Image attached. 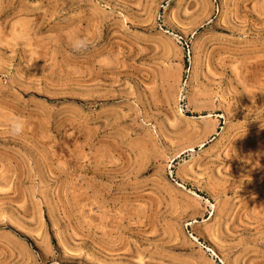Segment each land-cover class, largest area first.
<instances>
[{"label":"rangeland","instance_id":"374dc122","mask_svg":"<svg viewBox=\"0 0 264 264\" xmlns=\"http://www.w3.org/2000/svg\"><path fill=\"white\" fill-rule=\"evenodd\" d=\"M0 264H264V0H0Z\"/></svg>","mask_w":264,"mask_h":264},{"label":"clouds","instance_id":"9594fccd","mask_svg":"<svg viewBox=\"0 0 264 264\" xmlns=\"http://www.w3.org/2000/svg\"><path fill=\"white\" fill-rule=\"evenodd\" d=\"M69 45L74 53H80L89 46V41L86 37L72 34L69 37ZM110 61L104 58L100 61L101 65H107ZM8 124L12 132L19 133L24 127V117L18 115H11L8 117Z\"/></svg>","mask_w":264,"mask_h":264}]
</instances>
